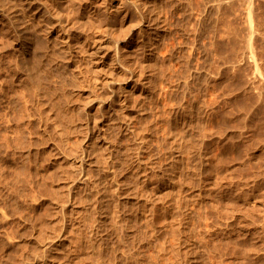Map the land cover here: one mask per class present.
I'll return each mask as SVG.
<instances>
[{
    "label": "rangeland",
    "instance_id": "obj_1",
    "mask_svg": "<svg viewBox=\"0 0 264 264\" xmlns=\"http://www.w3.org/2000/svg\"><path fill=\"white\" fill-rule=\"evenodd\" d=\"M88 1L93 0L77 3ZM202 2L194 0L197 13L190 21L188 15L175 18L165 49L167 75L157 80L161 91L150 89L130 107L138 136L147 142L142 159L159 162L156 169L149 168L146 180L129 175L119 190L106 188L101 161L89 170L91 185L70 192L67 183L61 185L47 170V158L31 152L35 144L30 136L24 145L19 142L12 114L0 101V264H147L150 259L148 264H191L195 251L203 253L204 264H264V0H224L221 51L209 43L216 42L215 32L196 22ZM59 9L72 35L100 29L109 34L129 26L120 43L126 53L136 51L138 33L131 23L137 12L122 10V0H110V12H103L99 21L90 20L85 8ZM196 28L201 48L193 62L199 63V77L183 66ZM207 45L213 46L209 56ZM4 55L0 53V65L7 61ZM128 82L129 87L135 83ZM87 83L93 85L92 80ZM140 86L136 84L132 101L140 99ZM76 88L86 97L87 87ZM100 104L92 110L91 122L83 114V125L90 131L97 124L112 140L116 129ZM127 138L128 163L122 174L128 175L139 140ZM97 141L91 142L95 154L104 149ZM77 173L81 175L80 168ZM61 232L67 238L55 250L44 251V237Z\"/></svg>",
    "mask_w": 264,
    "mask_h": 264
},
{
    "label": "bare ground",
    "instance_id": "obj_2",
    "mask_svg": "<svg viewBox=\"0 0 264 264\" xmlns=\"http://www.w3.org/2000/svg\"><path fill=\"white\" fill-rule=\"evenodd\" d=\"M93 1L79 4L77 0H0V53L5 52L4 57H7V61L1 59L0 65V78L3 79L0 101L12 114V131L19 142L24 145L30 136L32 145L35 144L34 148L30 147L31 152L36 150L47 158V170L56 174L61 185L67 183L70 192L73 187L88 188L91 185L89 170L96 165L95 162L102 161L108 181L106 188L111 187L113 190H119L129 175H141L146 180L150 176L149 168L158 167L157 160L146 162L141 157L147 142L138 136L130 107L140 103L150 89L161 91L157 80L167 75L164 67L167 59L165 49L174 35L175 18L188 15L190 21L196 12L194 0H122V10L132 8L137 12L136 19L131 23L136 25L138 33L133 54L126 53L125 45L120 43L119 36L129 27L127 25L109 34L106 29L73 35L67 32L62 24L65 14L59 9L61 5H67L69 9H88L90 20L99 21L103 12H110V0ZM223 5L224 0H203L202 9L199 8V13H195L200 26L215 32L216 42L212 40L209 43L215 44L219 51L223 42ZM207 23L211 25L206 27ZM198 31L196 28L197 38L191 42L189 55L183 58V66L186 71L192 70L193 77L201 75L199 63L193 62L196 51L201 48ZM205 47L207 56L213 53L212 45ZM168 52L171 53L169 49ZM221 69L222 65L219 64V72ZM155 77L156 85H153ZM130 79L135 82L131 87L128 82ZM90 80L93 81L92 86L87 83ZM137 83L141 85V97L132 101ZM78 85L87 87V92H83L86 97H82V93L78 94ZM161 88L164 89L163 86ZM164 90L167 93V89ZM97 102L109 111L110 127L116 129L112 140L107 136V131L97 124L92 125L90 131L83 125V114H87V121L91 122L92 110L96 108ZM100 105L97 113L101 112ZM76 111H79L77 117ZM127 137H137L139 140L134 143L138 151L135 158H130L128 175L122 174L128 163L125 151H128L126 142L129 141L124 140ZM96 140L97 145L104 146L99 154H95V146L91 145ZM79 168L81 175L77 176ZM148 215L152 219L153 215ZM64 232L46 237V240L44 237L42 242L39 239L42 249L47 252L55 250L67 238ZM91 239L93 242L97 240L94 229H91ZM195 252L190 253L193 254L190 256L191 264H204L199 257L203 253L198 256Z\"/></svg>",
    "mask_w": 264,
    "mask_h": 264
}]
</instances>
